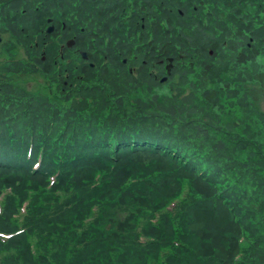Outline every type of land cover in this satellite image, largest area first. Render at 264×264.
<instances>
[{
    "label": "trees",
    "instance_id": "1",
    "mask_svg": "<svg viewBox=\"0 0 264 264\" xmlns=\"http://www.w3.org/2000/svg\"><path fill=\"white\" fill-rule=\"evenodd\" d=\"M76 30L123 58L77 77ZM0 35V264H264V0H0Z\"/></svg>",
    "mask_w": 264,
    "mask_h": 264
},
{
    "label": "flooded vegetation",
    "instance_id": "2",
    "mask_svg": "<svg viewBox=\"0 0 264 264\" xmlns=\"http://www.w3.org/2000/svg\"><path fill=\"white\" fill-rule=\"evenodd\" d=\"M56 26V25H55ZM66 29V27H65ZM82 31H84V29H82ZM92 35H95L92 34ZM76 38L74 39L75 40V44L73 45V47L75 46L76 48V59L77 58H81L82 60H84V62H82L81 60L76 61V75L77 77L80 78L81 75H83L86 71V67H90V68H95L97 66V63H101V61L103 60L104 62L105 61H109L110 59H115V61L117 62V59H121L123 58V55L121 53H117L115 55H111V56H108L106 54H103L102 55L98 52V50L96 48H92L93 46L91 45L89 39L91 37V35H88L86 36L85 33L83 34H80L77 30H76ZM96 36V35H95ZM70 39H73V38H70ZM65 54L67 53V55L69 56L71 53L74 55V52L70 51V50H67V51H63ZM83 53H86L87 54V59H84L83 58ZM171 58H166L164 61H160V65H163V69H161V71L159 73H155V77H159L161 78V81L162 79L165 77V76H168L169 78V73L168 71L165 69L168 67H171V63L169 62ZM124 60H127V62ZM123 60V63L127 64L128 63V59H124ZM172 71L174 70V66L170 68ZM139 70L138 67H136V69L134 67H129L128 68V71L130 73H137ZM65 86L67 87H71V85L68 86L67 83H64Z\"/></svg>",
    "mask_w": 264,
    "mask_h": 264
},
{
    "label": "rangeland",
    "instance_id": "3",
    "mask_svg": "<svg viewBox=\"0 0 264 264\" xmlns=\"http://www.w3.org/2000/svg\"><path fill=\"white\" fill-rule=\"evenodd\" d=\"M94 33H96V32H94ZM94 33H91V34H89V35H91V37H90L91 40L96 41V36H95V35H92V34H94ZM86 36H87V35H86ZM62 38H63L64 43H63V42H60V43H59V46H60L59 49H60V51H61V52H60L61 54H62L63 51H66V50H67V49H66V48H67L66 45H67V43L70 41L69 39L65 41V37H64V36H62ZM90 39H89V40H90ZM68 50L74 52V55H73L72 53L69 55L70 59H73L72 61H74V62L76 63L75 60H77V61L82 60L81 58H77V59H76V48H75V46H74V47L72 46V47L68 48ZM66 54H67V53H66ZM59 56H60V55H59ZM60 57H61V56H60ZM171 59H172V58H171ZM68 60H69V59H67V60H65V61L68 62ZM65 61H64V62H65ZM168 66H169V65H168ZM168 66H167V68H165V69H166V70L168 71V73H169V71L171 70V69H170L171 67H168ZM131 67H134V68L136 69L135 66H131ZM68 69H69V67H68L67 69H65V70H68ZM135 74H138V72L135 73ZM171 74H172V73H169L170 76H171ZM170 76H169V77H170ZM65 77H66V80H65L64 83H67L68 86H69V85H70V84H69V80H68L69 73H65ZM156 78H157V77H156ZM158 78H160V76H159ZM165 78H167V79L164 81ZM160 80H161V78H160ZM168 80H169L168 76H165V77L162 79V81H159V82H161V83H163V84H166ZM64 85H65V84H64ZM75 86H76V88H77V86H78L77 83H76ZM66 87H67V86H66ZM108 108H109V107H108ZM108 108H106L105 111H108V110H109Z\"/></svg>",
    "mask_w": 264,
    "mask_h": 264
},
{
    "label": "water",
    "instance_id": "4",
    "mask_svg": "<svg viewBox=\"0 0 264 264\" xmlns=\"http://www.w3.org/2000/svg\"><path fill=\"white\" fill-rule=\"evenodd\" d=\"M52 21H53V20H51V19L48 20L49 23H52ZM54 31H55V26H54V25H52V26L50 25V27H49L48 30H47L48 34L51 35ZM1 38H2V37L0 36V43H1V40H2ZM73 45H74V41H70V42H68V47H72ZM83 57H84L85 59H87V54H86V53H83ZM43 60H45V58H43ZM171 61H172V60H171ZM166 79H167V78H165L164 81H165Z\"/></svg>",
    "mask_w": 264,
    "mask_h": 264
},
{
    "label": "bare ground",
    "instance_id": "5",
    "mask_svg": "<svg viewBox=\"0 0 264 264\" xmlns=\"http://www.w3.org/2000/svg\"><path fill=\"white\" fill-rule=\"evenodd\" d=\"M173 65V64H172ZM174 66V65H173Z\"/></svg>",
    "mask_w": 264,
    "mask_h": 264
}]
</instances>
